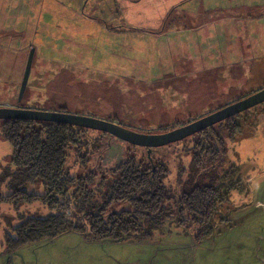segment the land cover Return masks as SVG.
<instances>
[{"label": "rangeland", "instance_id": "374dc122", "mask_svg": "<svg viewBox=\"0 0 264 264\" xmlns=\"http://www.w3.org/2000/svg\"><path fill=\"white\" fill-rule=\"evenodd\" d=\"M262 88L264 0H0V107L63 111L156 134ZM263 111H246L254 124L228 144L248 190L232 194L228 223L201 243L192 228L175 225L145 239L89 241L71 232L16 249L0 233V264H264ZM87 139L97 172L134 151L146 155L98 131ZM174 146L155 149L154 162L174 164L163 156ZM12 150L0 134V169ZM75 159L67 162L72 173Z\"/></svg>", "mask_w": 264, "mask_h": 264}, {"label": "trees", "instance_id": "16d2710c", "mask_svg": "<svg viewBox=\"0 0 264 264\" xmlns=\"http://www.w3.org/2000/svg\"><path fill=\"white\" fill-rule=\"evenodd\" d=\"M245 113L192 136L188 178L179 200L183 205H161L173 200L165 184L167 167L155 164L147 153L134 151L109 171L97 172L90 168L91 130L63 123L0 121V134L13 147L0 169V206L12 203L11 212L0 211V233L10 249L71 232L89 241H128L152 236L172 218L177 225L196 226L195 239L201 243L230 211L224 204L242 181L239 167L225 169L224 158L227 141L254 124L255 118ZM71 154L80 165L77 173L67 167ZM36 200L43 205L31 212L28 204ZM122 201L131 205H117Z\"/></svg>", "mask_w": 264, "mask_h": 264}, {"label": "water", "instance_id": "95a60500", "mask_svg": "<svg viewBox=\"0 0 264 264\" xmlns=\"http://www.w3.org/2000/svg\"><path fill=\"white\" fill-rule=\"evenodd\" d=\"M32 61L33 52L29 58V62L25 71L21 87V96L26 90L32 67ZM262 104H264V88L257 90L253 94L246 96L234 103L226 105L215 112L200 117L199 119L188 124L159 134H144L136 132L120 124L92 117L79 116L65 112L30 110L19 107H0V121L28 120L63 123L92 131H98L109 134L112 137L120 139L134 146L147 148L148 156L150 157L153 148H159L182 141L188 137L209 129L220 122H223Z\"/></svg>", "mask_w": 264, "mask_h": 264}, {"label": "flooded vegetation", "instance_id": "af4514ba", "mask_svg": "<svg viewBox=\"0 0 264 264\" xmlns=\"http://www.w3.org/2000/svg\"><path fill=\"white\" fill-rule=\"evenodd\" d=\"M19 108H21V107H19ZM114 123H116V122H114ZM117 124H119V123H117ZM120 125H122V124H120ZM243 132H244V130H243ZM161 133H164V132H161ZM102 134H105V133H102ZM156 134H159V133H156ZM197 134H199V133H197ZM107 135H109V134H107ZM235 140H237V139H235ZM235 140H228L227 141V148H226L227 151H226L225 158H224L225 161H226L225 162L226 163L225 169H227V168L229 169L230 166H232L234 164L237 165L239 167V169H240V176H241V180L242 181H238L235 184L236 190H233V191L230 192V194L228 195L229 196V201L226 202L224 205H233L231 197H232V194L234 192H238V193L240 192V193L243 194V193L247 192V190H248V187H247L248 179H247V177H244L243 174L241 173L240 166L237 163H235V162H230L229 159H228V144H229L230 141L233 142ZM192 142H193V138L191 136V137H188V138H186V139H184L182 141H179L177 143H172V144L167 145V146H171V145L175 144V146H174L175 150L173 149V151L171 153H167V154L163 155L164 157H170V158L172 157V162H174V164H172V165L168 164V162L166 164H163V165H165V167H167V171L164 174V176H165V184L169 187L170 190L173 191V193H171V195H173V200H170V199L168 201L166 200L161 205H183L181 202H179V200H180V198L182 199V188H183L185 182H187V178H188L189 166H190L191 156H192L191 155V151H188V149L193 146ZM127 144H129V143H127ZM130 145H132V144H130ZM132 146L136 147V148H141L142 151L144 150V152L147 153V155H148V149L147 148L138 147V146H134V145H132ZM155 149H157V148H153L152 149L150 156H152V152ZM153 162H154V159H153ZM157 165H159V164H157ZM153 166L155 167V165H153ZM171 171H174V172L172 173ZM117 205H131V203L127 202V201H122V202H120ZM228 213L224 214V216H225L224 219L220 220L219 223H222V222H227L228 223L229 220H227V218H226L228 216ZM176 222L177 221L175 219H172V218L169 219L166 222L165 226L162 228V230H164L168 226H173V225H175V226H184V225H177ZM187 226L194 230L193 231V233H194L193 234V239H194L195 242H197V240L195 239V232L197 230V227L196 226H192L191 223H189ZM187 226H184V227H187ZM216 230H217V226H215L213 234L215 233ZM155 232H157V231H155ZM149 237H151V236L140 238V239H145V238H149Z\"/></svg>", "mask_w": 264, "mask_h": 264}]
</instances>
